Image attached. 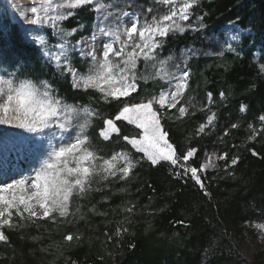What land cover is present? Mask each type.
<instances>
[{"label": "snow or ice", "instance_id": "6c2138e0", "mask_svg": "<svg viewBox=\"0 0 264 264\" xmlns=\"http://www.w3.org/2000/svg\"><path fill=\"white\" fill-rule=\"evenodd\" d=\"M200 2L152 0L154 6L145 7L137 0H110L107 3L105 0H32L30 9L13 3L15 13L24 24L37 26L36 30L28 29L26 34L39 47L44 62L55 68L60 77H69L73 90L98 94L95 97L98 102L116 104L117 110L114 114L102 115L92 103H68L55 82L39 79L34 75L35 69L29 71L24 64L16 65L12 71L8 66L0 67V126L31 134L24 136L5 131L0 136H12L21 143L34 145L33 159L38 162L27 175L0 170V243H9L5 229L20 230L35 226L41 220L73 224L86 219L79 202L89 199L93 192L108 188L111 182H130L143 162L152 167L167 164L174 178L185 183L191 179L209 200L212 198L207 182L209 170H220L218 162L225 161L223 171L234 176L229 169L239 164L240 156L229 157L228 152L213 150L205 152L204 160L193 166L189 161L197 156L199 149L188 147L180 152L170 142L162 123L168 119L182 121L203 111L208 114L194 134L208 135L215 131L217 113L203 104L193 103L194 98H186L192 75L190 61L209 53L186 47L179 60L172 54L162 56L169 36L183 35L189 30L201 32L207 27L204 23L207 13L196 16L195 23H189ZM87 5H92L91 10L96 13V24L91 35L73 40L72 37L82 32L85 25L78 23L68 29L63 22L76 14L74 10ZM44 28L52 29V35L57 38L55 44L49 42L46 32L40 31ZM5 34H10L9 26L0 25V36ZM226 36L225 40L215 34L206 37L219 46L213 54L223 56L225 52H231L239 55L237 48L242 45L243 38L236 21L230 22ZM101 37L105 39L101 41ZM77 60L85 65L84 70L77 66ZM8 63L7 54L0 50V65ZM259 72L264 74V64L259 65ZM150 82L153 87H145L141 93L142 84ZM206 99L209 106L215 103L212 92L206 94ZM228 99L225 91L219 93L220 102L227 104ZM247 109L248 106L241 103L239 111L243 113ZM96 120L103 121L98 133L100 139L116 142V137L130 145L131 150L114 149L108 155L102 154L89 131ZM258 121L259 127L248 124L247 141H255L264 134V114L259 115ZM117 122H124L139 131L122 134ZM239 127V123H232L219 137L220 141L223 142L231 129ZM132 150L141 155L135 156ZM251 151L253 156L259 155ZM88 211L94 215H107L94 204ZM121 211L124 217L117 222L114 233L105 231L103 234L105 246L115 239L114 247H119L120 238L129 232L128 225L136 213V204L129 201ZM178 223L185 224L184 221ZM254 227L264 236V223H255ZM83 239L79 231L63 237L69 246L73 242L78 246ZM212 254L210 244L204 249V264ZM98 259L103 260V256ZM70 264L77 262L70 261Z\"/></svg>", "mask_w": 264, "mask_h": 264}, {"label": "trees", "instance_id": "16d2710c", "mask_svg": "<svg viewBox=\"0 0 264 264\" xmlns=\"http://www.w3.org/2000/svg\"><path fill=\"white\" fill-rule=\"evenodd\" d=\"M198 10L200 14L207 13L204 21L209 31L218 32L233 21L246 29L254 22L264 42V0H209L202 2ZM79 14H85L84 9L76 15ZM187 40L185 37L174 41L177 53ZM16 41L20 45L23 42L20 36ZM251 57L249 53L244 60L232 59L223 76L226 93L233 92L230 99L234 109L232 120L237 118L241 103L249 108L245 122L256 121L258 114L264 112V77L259 74L258 66L252 64ZM33 64L35 69V62ZM50 74L60 95L68 102L90 100L91 93L76 92L69 79L60 80L52 69L47 75L50 77ZM196 78H201V73L193 68V79ZM206 88L214 97H219L221 89L214 81L201 90L204 92ZM116 110L117 105L111 104L104 111L111 115ZM200 121L201 115H197L182 122L163 123L170 142L180 152L186 144L199 149L197 156L189 161L193 166L201 163L204 153L211 148V138H198L194 134ZM258 144L238 153L241 159L234 168L235 179H218L214 183L212 173H207L211 200L191 179L185 183L174 178L168 165L149 166L125 184L126 191H105L106 200L100 199L102 195L90 197L81 207L86 219L77 223L56 227L49 221H38L37 225L20 230L5 229L9 243H0V264H70V261L77 264H204V249L210 244L213 254L206 264H241L235 241L244 235L247 223L264 216V135ZM251 150L259 155L253 156ZM129 201L136 204L129 232L120 238L119 247H114L115 239L105 246L102 243L104 232L114 233L117 222L124 217L121 208ZM93 204L107 215L89 212ZM77 231L84 237L78 246L75 242L69 246L63 241L66 234ZM100 256L103 260L98 259Z\"/></svg>", "mask_w": 264, "mask_h": 264}, {"label": "rangeland", "instance_id": "374dc122", "mask_svg": "<svg viewBox=\"0 0 264 264\" xmlns=\"http://www.w3.org/2000/svg\"><path fill=\"white\" fill-rule=\"evenodd\" d=\"M204 1H209V0H201L200 4ZM105 2L106 3L110 2V0H105ZM13 3H16L21 8L24 9H30V7L33 6L32 0H0V25L7 24L10 28V34H5L3 36H0V50H3L7 54V60L9 63L5 65H0V67L8 66L9 71H12L16 65L24 64L25 67L29 71H31L34 68L33 63L35 62L36 70L34 75L37 76L39 79H46L52 82L51 81L52 75L50 74L49 77L47 74L49 69H52L54 73H56L55 68L44 62V58L39 50V47L35 45V43L31 41L30 36L26 34L28 29L36 30L37 26L24 24L23 21L18 16V14L15 13L12 7ZM137 3H142L145 5V7L154 6L152 4V0H138ZM199 5L197 6V8L193 10L194 15L192 19L189 21V23H195L196 16L204 15L198 12ZM81 9H84L85 14H79L77 16L76 12H78ZM91 9H92V5H87L79 9H76L74 10L76 14L63 22V26L68 29L76 27L78 23H83L85 25V28L82 32H77V34L72 37L73 40L79 39L80 36L91 35L93 27L96 24V13ZM28 14L32 15L30 12ZM91 15H92V20H91ZM127 21L128 18L125 17V22L127 23ZM253 25L254 22L250 23L246 27L248 31H244L245 29H243L241 26L237 24V26L241 30L242 38H243L242 45L237 48L239 55L231 52H225L223 56L215 55L213 53L219 50V46L214 41L206 39V37L215 34L220 40H225L227 38L226 34L229 32L230 23L224 26L218 32L213 30L209 31L207 30V28H205L201 32L193 33L189 30L186 31L183 35L176 34L175 36H169L168 42L164 46L162 56L166 57L169 54L173 55L174 53L177 52L176 42L174 41L176 39L187 37L188 39L187 42L181 45V51L177 60H179L182 50L185 49L186 47H196L201 51H207L209 53L208 55H199L190 61L189 66L191 68L192 73H193V68L195 69L198 68L201 73V78L193 79V76L191 75L190 90L188 93H186V98H194L192 101L193 103H196L198 105L203 104L206 107H210L212 111H215L217 113L215 131H212L211 134L208 135L197 136L198 138H202V137L211 138V143H210L211 148L210 150H208V152H212L213 150H215L218 153L228 152L229 157H231L232 155H238V153L241 152L242 149L250 147L252 144L255 146L259 145L258 142L260 141L261 137H263L264 135L261 134L256 138L255 141H247L246 139L249 135V132L247 131L248 124L251 123L259 127L258 117L259 115L264 114V112L258 114V116L256 117L257 118L256 121L245 122V118L249 113V108L247 109L246 112L243 113L240 112L239 109H237L238 116L236 119L232 120V114L234 113L232 102L230 101L231 97L233 96L232 91L226 93L229 96L227 104L220 102L219 97L216 98L213 96V100L215 101V103L209 106L207 104V99H206V94L209 92V90L208 88H206L204 92L201 90V87L209 86L212 83V81H214L215 84L221 89V91H225L227 85L223 81V76L231 66V63L233 62L232 59L237 58L239 60H244L246 56L249 55V53H252L251 62L253 65L258 66V72H259V65L264 64V42L262 37L263 34L260 33L259 28L254 27L255 25L254 26ZM40 31L47 33L50 43L55 44L57 42V38L52 35L51 28H44ZM17 36H20L23 40L21 45L18 44L16 41ZM100 39L101 41H103L105 38L101 37ZM32 44L36 46V49L32 46ZM77 66L81 68V70L85 69V65L80 63L79 60H77ZM259 74L262 77H264V74H261L260 72ZM57 76L59 77L60 80L69 79V82L71 84L69 77L62 78L59 76V74H57ZM145 87L151 89L153 85L151 82L147 85L142 84L141 93L143 92V89ZM75 91L80 93H85L83 91H78V90ZM97 95L98 94L91 93L90 100H86L82 102L81 100L76 99L75 101H71V102L69 101L68 103H79L81 105H87L89 103H92L93 106L99 108L102 115H110V113L104 111L105 109H107L109 105L104 104L102 101L98 102L95 99ZM138 95L139 94H134V96H138ZM207 114L208 113L203 111H197L196 115L190 118H194L197 115H201L202 121L199 122L200 124L205 121ZM190 118H185L184 120ZM227 120L229 121L226 123ZM166 121H168L169 123L170 121L173 123L182 122V121H175L173 119H168L162 121V123H166ZM102 122H103L102 120H96L94 123V127L96 126L95 130L93 129L89 130L93 138V143L96 145L98 149L102 151V154L108 155L114 149L120 150V149L128 148L129 150H131L130 145H127L126 142L124 141H119L118 138L116 137H114V141L116 142H112V141L105 142L102 139H100L98 135L99 133L98 128L100 129V127L102 126ZM117 123L118 126L121 127L122 129V134H133L139 131L135 129L133 126L127 125L124 122H117ZM232 123H239L240 127L238 129H231L230 134L224 137L223 142H221L219 137L223 135L225 129L230 128V125ZM5 131H7L8 133H21V130L0 126V133ZM21 134L24 136L31 135L28 133H21ZM35 139L37 142H39L38 137ZM233 145H235L236 147L234 148ZM45 146H46V142H45ZM188 147L190 146L186 144L185 147L183 148V151H185ZM33 148L34 145L21 143L18 139L12 136H8V137L0 136V170H7L13 175H15L17 172H22L23 174L27 175L31 171L32 167L38 166V162L33 159V151H32ZM132 151L135 156L141 155L139 153H135L134 150ZM229 151L232 152L230 153ZM218 163L219 165H221L220 170L218 171L209 170L208 172V173H212L211 181L215 183L218 179L220 180H224L228 178L235 179L236 175L234 169H229V171L234 172V176H229L225 171H223L222 168L225 161H219ZM163 165H167V164H163ZM149 166L152 167L147 162H143L135 170L136 174L134 175L133 178L136 177L137 173L141 171V169ZM152 168H156V167H152ZM126 183L128 182H124V181L111 182L108 188L100 192H93L90 194V197L102 195L100 199L104 200L103 194L105 193V191H114V190L120 191L121 188H125ZM87 200L80 201L79 202L80 205L83 206ZM41 221H47V220H41ZM255 223H264V216H258L255 221L247 223L244 228V235L241 236L240 238H237V240L235 241L236 244L235 251L240 255L239 261L241 264H264V236H262L260 231L254 227ZM63 224L65 225L66 223H57L52 225L56 227L57 226L62 227ZM6 231L9 230L6 229Z\"/></svg>", "mask_w": 264, "mask_h": 264}]
</instances>
